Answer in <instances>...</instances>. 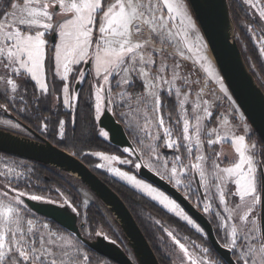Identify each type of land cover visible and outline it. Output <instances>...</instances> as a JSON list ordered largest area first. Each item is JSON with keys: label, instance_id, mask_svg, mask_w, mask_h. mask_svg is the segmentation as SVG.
I'll list each match as a JSON object with an SVG mask.
<instances>
[{"label": "snow or ice", "instance_id": "1", "mask_svg": "<svg viewBox=\"0 0 264 264\" xmlns=\"http://www.w3.org/2000/svg\"><path fill=\"white\" fill-rule=\"evenodd\" d=\"M243 3L258 14V22L264 21L261 0ZM193 34L199 47L192 42ZM156 42L176 47L174 56L180 60L187 58L186 52L199 53L206 47L188 0H0V85L5 92L10 90L13 100L25 101L27 88L21 89L26 80L33 81L37 93L30 97L32 103L46 105L56 91L51 79L55 77L61 87L60 96L53 98L71 106L81 101V89L70 91L71 83L83 86L92 81L86 116L95 126L96 122L102 125L109 112L119 114L139 145L125 147L123 152L129 157L138 155L140 162L126 158L120 163L132 165L137 172L141 168L154 170L176 189H183L186 198L197 197V206L217 218L224 247L235 257L232 264H264V147L243 113L236 121L235 108L231 114L225 109L214 116L217 105L203 98V89L192 101L190 116L186 108L189 92H182L177 81L189 89L198 81L181 76L180 60L169 65L166 48H156ZM260 51L264 52V47ZM197 59L207 61L206 56ZM201 67L227 98L228 89L211 63ZM138 86L140 90L131 93ZM113 88L120 91L114 94ZM164 96H174L178 102L177 119L163 111ZM213 119L217 126L207 127L205 122ZM43 129L47 130V124ZM177 129L179 134L174 135ZM58 135L64 136L63 121ZM97 135L108 139L109 131L99 127ZM224 142L232 145V157L222 148L218 150ZM161 149L170 150L171 155ZM93 155L108 162L119 159L103 153ZM12 171L0 176L6 178ZM109 171L204 232L164 191L118 168ZM15 175L17 179L21 176ZM25 197L56 203L17 188L0 192V264H91L90 256L81 250V238L36 217ZM69 206L67 201L60 205ZM167 235L182 253L181 264L185 259L187 264H220L209 248L203 247L201 254L195 255L173 232Z\"/></svg>", "mask_w": 264, "mask_h": 264}, {"label": "water", "instance_id": "2", "mask_svg": "<svg viewBox=\"0 0 264 264\" xmlns=\"http://www.w3.org/2000/svg\"><path fill=\"white\" fill-rule=\"evenodd\" d=\"M188 2L213 61L232 97L264 144V89L243 57L236 38L228 0H188ZM78 86L80 85L76 84V90ZM4 113L21 122L33 133V136L0 127V152L53 166L77 176L114 216L135 258H132L117 242L105 236L97 235L93 239L86 237L81 230L83 223L79 222L77 214L70 207H60L61 204L58 203L31 201L25 197L28 207L33 212L55 221L80 237L82 242L96 253L117 264H161L125 201L103 178L81 158L40 135L15 114L7 109H4ZM98 123L100 127L109 131L108 140L111 144L120 148H134L124 125L111 112L103 118L102 125ZM138 174L181 203L204 227L213 248L228 264H232L234 257L218 240L212 223L178 189L166 178L161 179L155 171L148 168H141Z\"/></svg>", "mask_w": 264, "mask_h": 264}, {"label": "rangeland", "instance_id": "3", "mask_svg": "<svg viewBox=\"0 0 264 264\" xmlns=\"http://www.w3.org/2000/svg\"><path fill=\"white\" fill-rule=\"evenodd\" d=\"M240 1L243 3V0H240ZM261 4H264V0H261ZM245 7L249 11V13L251 15H253L254 18L258 19V14L253 9H250L247 5H245ZM189 11L191 13L193 20L196 22V25L199 27L190 6H189ZM260 22L262 23V27H259L256 23L250 22L248 29L252 35L255 46L257 47L258 52H259V54L262 58V61L264 63V52L260 51V49L262 47H264V21H260ZM138 38L142 39L144 37H138ZM236 38H239V34L236 35ZM191 39H192L194 46L199 47V44L195 41V35L194 34L192 35ZM203 41H204V44L206 45L205 48L201 49V51L199 53H197L196 51H193L192 53L186 52L185 55L187 58L182 59V60H180L179 56H174V54L177 51L176 47H174L172 45H161L159 42H156L154 44V46L158 49L161 47L166 48L165 56L168 57L167 63L169 65L173 64L175 62V60H180V62L182 64V68H181V72H180L181 76H186L190 81H198V83H193L191 85L190 89L188 88L187 85H182L181 82L177 81V86L181 87L182 92H184V91L189 92V104L186 105V108L188 109L190 116H191L192 101L196 100L197 93L200 92L201 89H203V92L201 93L203 98L204 99L210 98L213 101V103L215 105H217V107H215L213 109L214 116H218L219 114H223L225 112V109H227L228 113L231 114L233 108H235L237 110L236 121H239V116L243 112L241 111V109L237 105L236 101L232 97V95H231L223 77L221 76V74L219 73L218 75L222 78L224 86L228 89L227 98L224 96V93L220 91V85L217 84L210 77H208L207 73L204 72L203 68L201 67V65L206 64L207 61L197 59L198 55L206 56L207 60H208V55L211 56L209 48L205 42L204 37H203ZM252 68L256 71L257 74H259V68L253 62H252ZM48 72L49 71L47 69V62H46V73L48 74ZM170 75H171V73H169V77H170ZM49 77H51V73H49ZM51 79L55 80L56 91L48 97L47 104L43 105L44 108L49 109V112L46 114L44 120L39 122V126L37 129H39L38 132H40L42 135L47 137V136H49V134H52V137L54 139L59 140V139H62L58 135L59 122L60 121L64 122V132H65L66 124H67L66 123V116L67 115L65 113H67L69 111L74 112L77 103L73 102V104L71 106H65V105H63L62 101L55 100L53 98L54 96H60L59 89L61 86V82L59 80H56L55 77H51ZM262 82H264V77H262ZM33 83L35 85V82H33ZM92 83H93L92 81H89V84L87 83L88 87L83 92V98H82L83 101L88 100L89 89H90ZM75 84L76 83H71L70 91L74 92L76 90ZM23 88H25V87L24 86L22 87L21 92L23 91ZM50 88H51V85H50ZM78 89H80V87H78ZM139 90L140 89L138 86L137 88H133L130 91H131V93H137ZM118 91H120V90L113 88L114 94ZM12 95L13 94L10 92V90L5 92L4 87L2 85H0V112L2 113V114H0V127L12 130V131L17 132V133H21L23 135L33 136V133L31 131H29L24 125H22V124L18 123L17 121L11 119V117H9L7 114L4 113V109H7L9 112L13 113L11 110H9L6 107L7 103H9V102L14 107H16V109H18L21 112H24L23 111V108H24L23 105L18 104V102L20 101L19 98H17L16 100H13ZM117 99H118V97H117ZM176 104L178 106V102H176ZM116 111H117V113H119L120 110L117 109ZM54 112H56V114H54ZM117 115L119 116V114H117ZM178 116H179V109L177 108V115L174 118V120L177 119ZM6 121H10L11 123H6ZM193 123H194V121H193ZM17 124L19 125V127H15V125H17ZM44 124H47V130L46 131L43 129ZM124 124L126 125V128L128 129L127 123L124 122ZM205 124L209 128L216 127L217 126V120L213 119L210 122L206 121ZM85 129H87V127ZM178 134H179V130L177 129V132L174 133V135H178ZM257 136L258 135L256 134V138H257ZM84 137H85L84 142H86L87 139H91V138L94 139V138H96V131L93 129H87V132L85 133ZM131 138H132L133 144L135 145L134 148H138L139 145L137 144L135 137L131 135ZM107 147L108 146L103 147V145L97 144L94 141V142H92V144H90V143L84 144L83 143L82 145H80V148H78V149L81 153V156L87 160L88 165L91 167L92 170L95 169V170L101 172L105 176L114 177V178L118 179L119 181L124 182L128 186L132 187L136 191L140 192L141 194L145 195L150 200H152L149 196H147L145 193L141 192L139 189L135 188L128 181H126V180H124L118 176H115L111 171H109V168H118L123 172L129 173L130 175H136L137 179H140V180H143L147 183L152 184L148 180L140 177L138 172L132 167V165L120 163V159H126V158L131 159L134 162H140V161H138L139 158H137L138 160L135 159L134 155L129 157V155L127 153H126V155H122L119 152H110V151H108ZM217 147H218V150H220L222 148V150L229 157H232L234 155L232 145L227 143V142H224L221 146H217ZM124 148H122V150ZM161 151H163L165 154H167L169 156L171 155V153H168L167 151H164L163 149H161ZM181 151H183V149ZM205 151L206 152L208 151L207 146H205ZM71 153H73V152H71ZM93 153H103L105 155L119 157V159L108 162V161L102 160L100 158V156H98V155H93ZM144 159H145V161L147 160L146 157ZM34 162H36V161H32V160L24 159V158L17 157V156L11 155V154H7L4 152H0V173H5V172H9V170H13L11 172V174H9L6 177L7 180H10L12 183H14L15 187L17 185H22V188H19V190H21V191H25V189H28L25 187H24L25 189L23 188V186H27V185H29L31 187V189H33V187H34L33 186L34 185L33 184V181H34L33 177H34V168H35ZM101 164H103L105 166L104 167H98V165H101ZM227 164H228V161L226 160L225 165H227ZM16 173L21 174L19 179L16 178V175H15ZM65 177L68 181H70V183L75 187V189L80 194L83 209H85L87 206H89L90 203L97 202V204L99 205L102 212L105 214L107 219L110 221L113 230L117 233V235H118L117 240L119 241L120 245L129 253V255L132 258H135L132 249L127 244V241L124 239L123 234H121L119 232V230H118L119 226L116 223L114 216L110 213V211L97 199L95 194L84 183H82L79 180V178L77 176H75L73 174H68ZM165 178H167V177H165ZM152 185L154 187H157L154 184H152ZM157 188L160 189L159 187H157ZM160 190L163 191L162 189H160ZM25 192H27V191H25ZM27 193L35 194L33 192H27ZM10 195H12V193ZM36 195H38V194H36ZM41 196L44 197L45 200H48V199L55 200L56 203H58V204L64 203V201H66L65 197L59 199L56 196L55 197L54 196H48L45 194L41 195ZM230 201H231V198H230ZM154 202H156V201H154ZM156 203L158 204V202H156ZM159 206L161 208H163L161 205H159ZM215 206L216 205L214 202V207ZM164 210L167 211L166 209H164ZM32 213L36 217H39L42 220H48L52 224V227L54 229H59L60 231L65 232L66 234L71 233V232L66 231V230L60 228L59 226L55 225L52 221H50V219L43 217V216H40L33 211H32ZM168 213L170 214L171 217L177 218L179 221H181V224H183L182 225L183 227L181 226L180 228H178L175 224L170 223L168 220H166V222L169 225V228L168 227L166 228L167 233H168V231L173 232V234L178 239H180L182 243H185L186 246L190 249V251H192L195 255L201 254V249L203 247H207L211 250L205 232H203V233L198 232L191 225H188L186 221H183L179 217H176L174 213H170V212H168ZM187 214L195 221V219L189 213H187ZM84 215L86 216V213ZM80 220L81 219H79V222H80ZM215 222H216V225L218 226L217 218H216ZM185 229L187 231H185ZM81 230H82L84 235H88L90 233L89 229L87 227H82ZM219 232L221 235V239L224 242L222 230L220 229ZM97 235H100V234H97ZM168 239H169L170 244L173 245L172 251L170 252V256H171L172 261H173L172 264H181L182 253L180 252L178 246L174 244L173 240L169 236H168ZM81 250L86 251L87 254L90 256L91 264H117V263L113 262L112 260H110L104 256L99 255L98 253H97L98 255L93 254L92 252H90L89 249H87V247L84 246V244H83ZM211 254H212L214 259L218 260L220 262V264H223L220 261V259L217 257V255H215L213 253V251H211ZM184 264H187L186 259L184 261Z\"/></svg>", "mask_w": 264, "mask_h": 264}, {"label": "trees", "instance_id": "4", "mask_svg": "<svg viewBox=\"0 0 264 264\" xmlns=\"http://www.w3.org/2000/svg\"><path fill=\"white\" fill-rule=\"evenodd\" d=\"M228 3L231 16L235 24V33L236 35L239 34V38H237V41L242 51L243 57L249 69L264 89V82H262V77H264V63L258 52L257 47L255 46L252 35L248 29L250 22L256 23L259 27H262V23L260 21L258 22V19L254 18L253 15L249 13V11L245 7V4H243L240 0H228ZM252 62L259 68V74H257L256 71L252 68ZM88 84L86 83L83 86H80L81 101L77 103L74 112L69 111L65 113L67 115V124L63 138L59 140L54 139L52 137V134H49L47 138L59 147L66 149L67 151L73 152L76 156L81 158L87 164V160L81 156V153L78 149L83 143L92 144V142L95 141L97 144L103 145V147L108 146L107 148L110 152H119L122 155H126V153L123 152L122 148L111 144L108 139L104 140L103 137H99L97 135V128L100 127L99 123L96 122L94 126L91 119L86 116L87 100L83 101L82 98L83 92L87 89ZM23 86L27 88V95L25 96V101L27 102V105L25 101H19L18 104L23 105L24 112H21L16 109V107H14L10 102L7 103L6 107L11 110L15 115L20 117L25 124L39 131V129H37L39 126V122L44 120L46 114L49 112V109L44 108L43 105L38 106L32 103L30 97H32L34 93H37V89L33 81L26 80ZM163 101V111L165 113L170 112L174 120L177 115L178 108L175 102V97L173 96L169 98L168 96H164ZM0 114L2 113L0 112ZM54 114H56V112H54ZM86 127L87 129H93L96 131V138L87 139V141L84 142V136L87 132V129H85ZM257 138L260 141L261 147H264V144L259 138V136H257ZM134 157L135 159H137L135 155ZM262 159H264V157H262ZM34 167V187L33 189H31L29 185L23 186V188H28H24L25 191L33 192L38 195L45 194L48 196H56L59 199L65 197V200L69 201H67L70 205L69 207L71 209H76L75 213L78 216V220L81 219L80 222L83 223V227H87L89 229L90 233L88 235H85L86 237L93 239L99 233L100 235L105 236L107 239L113 240L120 245L119 241L117 240V233L113 230L110 221L102 212L97 202H92L89 204V206L83 209L80 194L70 183V181H68L65 177L69 173H66L53 166H49L40 162H34ZM93 171H95L101 178H103L113 188V190H115L125 201L126 205L132 212L137 223L143 230L152 248L154 249L160 263L172 264L173 261L170 256V252L172 251L173 245L170 244L166 232V228H169V225L166 220H168L170 223L175 224L178 228L183 225L181 224V221H179L177 218L171 217L170 214L163 208H161L156 202L150 200L145 195L136 191L124 182H121L114 177L105 176L95 169H93ZM10 188L19 189L22 188V185H17L15 187L14 183H12L10 180H7L3 176H0V192L9 190ZM9 194H11V192H9ZM84 212L86 213V216L84 215ZM50 221H52L55 225L59 226L60 228L68 231L55 221L51 219ZM213 224L215 226L214 229L218 240L222 244H224L220 236V229L216 225V222H213ZM118 230L122 234V231L119 227ZM84 246L87 247V249H89L90 252H92L93 254L98 255L93 249H91L86 244H84Z\"/></svg>", "mask_w": 264, "mask_h": 264}, {"label": "flooded vegetation", "instance_id": "5", "mask_svg": "<svg viewBox=\"0 0 264 264\" xmlns=\"http://www.w3.org/2000/svg\"><path fill=\"white\" fill-rule=\"evenodd\" d=\"M75 87H76V84H75ZM78 87H80V86H78ZM17 116V115H16ZM116 116V118H118L119 120H120V117L118 116V115H115ZM18 117V116H17ZM21 121H22V119L20 118V117H18ZM11 119H13V118H11ZM117 119V120H118ZM13 120H15V121H17L16 119H13ZM118 120V121H119ZM18 123H20V124H22L21 122H19V121H17ZM23 122V121H22ZM123 125H124V127H125V129H126V132H127V134H128V136H129V138H130V140L132 141V138H131V135L129 134V131H128V129L126 128V125L124 124V122H122V121H120ZM29 126V125H28ZM32 128V127H31ZM29 130V129H28ZM35 130V129H34ZM30 131V130H29ZM35 131H37V130H35ZM38 132V131H37ZM40 135H42L40 132H38ZM42 136H44V135H42ZM44 137H46V136H44ZM47 138V137H46ZM48 139V138H47ZM105 140V139H104ZM132 143H133V141H132ZM133 146L135 147V145L133 144ZM164 151H167L168 153H171V151L170 150H166V149H163ZM137 158H138V155H135ZM139 161V160H138ZM167 179V178H166ZM185 197H186V195H185V192H184V190L183 189H178ZM165 192V191H164ZM166 194H168L167 192H166ZM169 195V194H168ZM169 196H171V195H169ZM172 197V196H171ZM173 198V197H172ZM174 199V198H173ZM200 212H202L208 219H209V221L212 223V225H213V228H215V226H214V224H213V222H215L216 221V217L215 216H213V215H210V214H207V213H204L203 212V210H202V207H198L197 206V197H191V198H187ZM176 200V199H175ZM177 201V200H176ZM178 202V201H177ZM179 203V202H178ZM180 205H181V207L187 212V213H189L184 207H183V205L181 204V203H179ZM190 214V213H189ZM191 215V214H190ZM192 216V215H191ZM193 217V216H192ZM194 218V217H193ZM195 219V218H194ZM195 221L198 223V225H200V227H202L203 229H204V227L195 219ZM185 231H187L186 229H185ZM214 231H215V229H214ZM204 232L206 233V231H205V229H204ZM215 234H216V232H215ZM206 236H207V233H206ZM217 236V235H216ZM221 236V235H220ZM207 239H208V243H209V245H210V248H211V251H213V253L215 254V255H217V257L220 259V261L223 263V264H228L225 260H224V258H222L220 255H219V253L213 248V246H212V244L210 243V240H209V238H208V236H207ZM221 243V242H220ZM222 244V243H221ZM222 245H224V244H222ZM234 257V256H233ZM234 259H235V257H234Z\"/></svg>", "mask_w": 264, "mask_h": 264}, {"label": "crops", "instance_id": "6", "mask_svg": "<svg viewBox=\"0 0 264 264\" xmlns=\"http://www.w3.org/2000/svg\"><path fill=\"white\" fill-rule=\"evenodd\" d=\"M197 28L199 29V34L203 37L200 28L197 26ZM207 63H211V65L213 66V68L215 69L216 73L219 74V70L215 64V62L213 61L212 57L210 55H208V60Z\"/></svg>", "mask_w": 264, "mask_h": 264}, {"label": "bare ground", "instance_id": "7", "mask_svg": "<svg viewBox=\"0 0 264 264\" xmlns=\"http://www.w3.org/2000/svg\"><path fill=\"white\" fill-rule=\"evenodd\" d=\"M211 54V53H210ZM211 57H212V55H211ZM212 59H213V57H212Z\"/></svg>", "mask_w": 264, "mask_h": 264}]
</instances>
